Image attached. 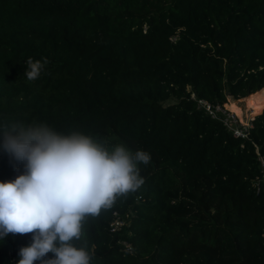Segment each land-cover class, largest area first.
Listing matches in <instances>:
<instances>
[{"label": "trees", "instance_id": "obj_1", "mask_svg": "<svg viewBox=\"0 0 264 264\" xmlns=\"http://www.w3.org/2000/svg\"><path fill=\"white\" fill-rule=\"evenodd\" d=\"M28 58L48 61L35 81ZM199 99L264 107V0H0V143L46 124L150 156L139 189L83 221L90 264H264V110L243 137ZM23 173L0 150V180ZM115 212L130 223L111 233ZM31 243L0 239V264Z\"/></svg>", "mask_w": 264, "mask_h": 264}, {"label": "clouds", "instance_id": "obj_2", "mask_svg": "<svg viewBox=\"0 0 264 264\" xmlns=\"http://www.w3.org/2000/svg\"><path fill=\"white\" fill-rule=\"evenodd\" d=\"M47 62L28 58L25 77L38 79ZM0 150L24 165L15 180L0 182V239L32 234L17 264H90L86 248L73 243L82 237L83 221L139 189L144 180L137 165L150 161L144 151L124 145L109 151L90 136L59 134L46 124L5 126ZM49 253L54 258L46 259Z\"/></svg>", "mask_w": 264, "mask_h": 264}, {"label": "built area", "instance_id": "obj_3", "mask_svg": "<svg viewBox=\"0 0 264 264\" xmlns=\"http://www.w3.org/2000/svg\"><path fill=\"white\" fill-rule=\"evenodd\" d=\"M200 106H202L205 111L210 114L212 117L220 119L224 122V124L232 130L236 135L246 136L247 131L241 123H238L237 117L234 113L230 110L224 108V106H213L208 101L204 99L198 100ZM261 163L264 167V157L261 156ZM264 177V174H263ZM129 214L125 216L120 212H115L114 217L109 225V230L111 233H117L122 231L125 226H128L130 221L127 219ZM123 247L129 251L133 250L132 245L128 241H121L120 242Z\"/></svg>", "mask_w": 264, "mask_h": 264}, {"label": "rangeland", "instance_id": "obj_4", "mask_svg": "<svg viewBox=\"0 0 264 264\" xmlns=\"http://www.w3.org/2000/svg\"><path fill=\"white\" fill-rule=\"evenodd\" d=\"M232 98H230V100H231ZM174 101H176V99L175 98H171L170 100H168L167 101V103H172V102H174ZM238 101V100H237ZM240 105H241V107L243 108V110L245 111V116H244V120L243 119H240V115H239V117L238 116H236L237 117V120H238V123L240 124L241 123V125L242 126H244L245 128H248L249 126H251V124H250V122H251V119L254 117V116H256V115H258V114H260V113H262V111L264 110V107L263 108H261L259 111L258 110H253V111H249L248 110V107H247V104L245 103V102H243V103H239ZM260 106V105H259ZM224 108L225 109H227V107L224 105ZM227 110H229V109H227ZM232 113H234L235 114V112H234V110L232 111V110H230ZM5 179L6 178H3L2 180H0V182H5ZM8 181H11V180H8ZM8 181H6V182H8ZM131 216H132V214H131Z\"/></svg>", "mask_w": 264, "mask_h": 264}, {"label": "bare ground", "instance_id": "obj_5", "mask_svg": "<svg viewBox=\"0 0 264 264\" xmlns=\"http://www.w3.org/2000/svg\"><path fill=\"white\" fill-rule=\"evenodd\" d=\"M230 110H232V111H233L234 109H233V108H231ZM234 112H235V111H234ZM235 115H236V114H235ZM238 117H239V116H238Z\"/></svg>", "mask_w": 264, "mask_h": 264}]
</instances>
